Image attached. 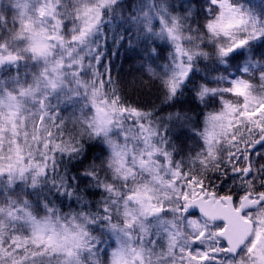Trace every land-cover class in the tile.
<instances>
[{"label":"clouds","instance_id":"9594fccd","mask_svg":"<svg viewBox=\"0 0 264 264\" xmlns=\"http://www.w3.org/2000/svg\"><path fill=\"white\" fill-rule=\"evenodd\" d=\"M56 3L60 5L56 30L67 41L78 23L76 6L74 0ZM224 5L225 0H114L91 37L98 41L112 76L111 84L105 76L103 92L111 97L114 86L118 104L134 107L142 115L119 113L106 131L97 130L93 123L96 110L90 93L95 76L80 77L87 89L67 76L62 88L21 97V88L31 86L46 65L45 58L27 51L26 42H18L19 64L0 68V97L21 99L23 107L15 131L2 123L4 115L0 113V163H7L4 158L10 145L19 143L25 161L34 166L27 167L23 175L0 172V208H7L9 200L18 201L17 207L23 208L19 202L27 201L37 217L80 224L101 243L95 255L81 249L78 264H111L106 252L118 246V237L120 243L141 252L142 260L137 259L136 264H180L179 244L184 237L190 238L192 231L188 221L205 222L199 206L184 208L183 192H191L186 177L203 180L205 187L218 195L233 196L237 207L243 195L258 200L264 193V178L254 176L243 181L233 175L224 163L227 145L217 143L214 155L209 156L203 136L209 114L221 111L225 99L237 101L220 91L230 87L231 81L246 80L254 94L264 95V39H253L228 57L219 55L231 40L210 31L209 24L222 14L228 15ZM227 8L236 18L254 20L257 31L264 29V0H227ZM14 9V0H0V44L10 42L13 32L20 30ZM33 15L38 18L35 10ZM149 18L151 23L146 26ZM45 24L46 31L56 27L55 19ZM174 24L178 28L169 35L167 29ZM252 27L248 25L249 32ZM234 32L246 34L243 27ZM60 55L61 49L52 47L47 60L55 61ZM248 59L256 66L245 72ZM181 62L190 65L189 76L176 93H170L166 82ZM94 67L104 72L102 66ZM17 75L19 83L13 79ZM202 86L217 91L202 98ZM4 112H9L6 104ZM41 115L45 117L43 123ZM261 165L264 162L257 167ZM40 167L44 168L42 173ZM153 205L162 211L152 212L149 206ZM245 211L255 222L257 208ZM161 221L171 223L163 227ZM220 223L210 224V230ZM175 232L182 236L172 253L169 247ZM221 245L226 246L222 238ZM219 258L224 264H256L246 251L220 254ZM42 264H64V258L45 256Z\"/></svg>","mask_w":264,"mask_h":264},{"label":"snow or ice","instance_id":"6c2138e0","mask_svg":"<svg viewBox=\"0 0 264 264\" xmlns=\"http://www.w3.org/2000/svg\"><path fill=\"white\" fill-rule=\"evenodd\" d=\"M74 3L78 23L72 30L70 40L66 41L56 30L60 25V19H56L60 15V5L56 0H44L42 5L40 0H14L20 30L13 32L10 42L0 44V68L19 64L20 54L16 45L18 42H26L27 51L36 58H45L46 67L44 72L34 77L31 86L21 88V97L33 96L44 89L62 88L67 76H71L78 86L83 83L87 89V83L81 81L80 77L85 74L95 76L97 80L91 86L90 93L92 106L96 110L93 123L97 130L106 131L119 113L127 112L136 117L142 115L134 107L118 104L119 97L116 96L114 86L110 89L111 97L103 92L107 87L105 76L108 84L112 83V76L108 65L104 63L103 51L98 41L91 40V37L97 31L105 10L112 8L114 0H96L95 3L74 0ZM37 5L40 7L37 8ZM224 6L228 15L222 14L218 21L209 24L210 31L223 33L231 40L229 47L219 50L222 58L249 45L253 39H264V29L257 31L254 20L249 19L246 22L236 18V14L227 8V0ZM34 10L38 13V18L34 17ZM53 19L56 27L46 31L45 21L51 22ZM150 23L151 18L146 21V26ZM249 24L253 25L250 32ZM241 27L246 33L243 36L234 32ZM177 28L178 25L175 24L168 28L169 35H173ZM52 47H59L61 55L50 62L47 57ZM179 50L178 47L177 51ZM109 55L118 54L110 52ZM89 57L91 60L85 65ZM187 59L190 60L191 57ZM94 64L102 66L104 72L101 73ZM255 66L256 62L248 59L244 71L248 72ZM189 72L190 65L184 62L176 65L172 77L166 82L170 93H176L181 83L188 78ZM13 79L20 82L19 75ZM230 84V87L220 91L238 99L236 102L225 99L221 111L209 114L203 133L208 155H214L217 143L226 144L227 158L224 163L229 166L233 175L243 181L254 176L264 178V165L257 167L260 162H264V95L254 94L253 86L243 79L233 80ZM216 91L217 89L202 86L200 96L203 98L209 92ZM5 104L9 108L7 113L4 112ZM22 107L21 99L11 95L7 98L0 97V113L4 115L2 123L10 125L13 131ZM39 119L41 123L45 121L43 115ZM2 151L0 143V152ZM4 159L7 163H0V172L7 171L10 176L17 172L23 175L27 167L34 166L25 161L23 147L19 143L10 145L9 154ZM43 171L44 168L40 167L39 172ZM33 182L35 183V178ZM186 184L191 192H183L184 208L199 206L205 222L201 224L194 220L188 221L192 231L190 238L184 237L179 244L180 264H224L219 258L220 254H238L240 251H246L256 264H264V207H260L264 205V193L260 194L258 200L252 199L250 194L239 197L240 203L237 207L233 196L218 195L214 190L206 188L203 180L194 176L186 177ZM61 186H64L63 183ZM17 203L18 201L9 200L7 208H0V264H42V258L49 255L63 257L64 264H78V253L81 249L87 248L89 255H95L99 249L101 241L91 238L80 224H62L59 218L53 219L51 216L40 218L29 210L30 204L27 201L19 202L23 203V208L17 207ZM149 207L152 212L162 211V208L154 205ZM252 207L257 208L255 222L245 211H250ZM107 218L105 214V219ZM216 221L221 223L214 231L210 230V224ZM170 223L161 221L163 227ZM181 236L178 232L171 233L170 252H175L177 240ZM221 238L226 246L221 245ZM117 240L118 246L111 252H106V258H110L111 264H136L137 259L142 260L140 251L130 248L127 243H120L119 237Z\"/></svg>","mask_w":264,"mask_h":264}]
</instances>
